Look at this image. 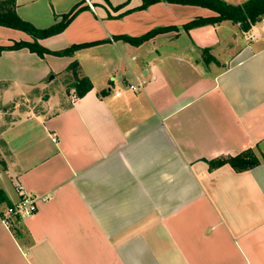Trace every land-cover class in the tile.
Returning a JSON list of instances; mask_svg holds the SVG:
<instances>
[{"label": "crops", "instance_id": "crops-1", "mask_svg": "<svg viewBox=\"0 0 264 264\" xmlns=\"http://www.w3.org/2000/svg\"><path fill=\"white\" fill-rule=\"evenodd\" d=\"M81 1L15 0V11L45 29ZM84 1L60 34L38 43L51 52L90 46L63 57L0 53V82L66 76L76 61L92 83L38 114L0 109V189L11 204L37 201L33 215L0 222V264H264V162L210 168L264 153V19L247 33L230 21L183 31L215 14ZM166 28L178 32L139 46L123 39ZM20 41L32 39L0 27V46ZM203 49L217 63L204 65Z\"/></svg>", "mask_w": 264, "mask_h": 264}, {"label": "trees", "instance_id": "trees-1", "mask_svg": "<svg viewBox=\"0 0 264 264\" xmlns=\"http://www.w3.org/2000/svg\"><path fill=\"white\" fill-rule=\"evenodd\" d=\"M104 1L107 3V0ZM128 1L129 0H127L124 5H126ZM158 2L198 6L206 8L215 14V16L211 18H198L186 23L182 27L183 31H188L192 28L205 24H216L222 21H230L233 24L238 25L240 32L247 33L255 24L264 19V0H248L241 5L228 4L222 0H141V5L137 8V10H143ZM87 8L88 7L85 5V1L83 0L74 5L66 14L61 15L58 22L55 24L45 29H37L30 23L23 21L18 17L15 11V0H0V27L24 32L32 39L31 42H12V44L8 46H0V53L3 51L28 49L31 53H34L39 57H43L46 54L56 57L72 56L75 51L88 47L91 44L73 45L64 50L51 52L43 48L38 41L60 34L81 11ZM172 31L178 32L176 28L156 29L138 38L123 39L134 46H139L156 35ZM208 51V49L202 50L203 53H208ZM66 76L70 78V81L66 80V90L68 93L72 91L75 98L83 97L92 89L90 79L82 76L80 67L76 61L72 62L67 67ZM261 162H264V153L258 157L253 150H247L234 157L212 161L210 162V168L214 169L224 164H228L235 172L239 173L251 170L258 166ZM0 205H4L5 207L12 206L1 189ZM17 220L19 219L16 218V221Z\"/></svg>", "mask_w": 264, "mask_h": 264}, {"label": "rangeland", "instance_id": "rangeland-1", "mask_svg": "<svg viewBox=\"0 0 264 264\" xmlns=\"http://www.w3.org/2000/svg\"><path fill=\"white\" fill-rule=\"evenodd\" d=\"M264 30V28H262ZM201 60L204 65L217 63L208 53H201ZM49 75L43 78H33L27 83L0 82V109L4 116L11 117L10 113L17 109L20 114H38L45 109L55 105L58 100L65 97L67 76ZM68 78V79H67ZM4 169V164L0 161V171ZM14 200V192L12 194ZM6 207L0 205V217L3 216ZM12 220V219H11Z\"/></svg>", "mask_w": 264, "mask_h": 264}, {"label": "built area", "instance_id": "built-area-1", "mask_svg": "<svg viewBox=\"0 0 264 264\" xmlns=\"http://www.w3.org/2000/svg\"><path fill=\"white\" fill-rule=\"evenodd\" d=\"M132 91H137V87L129 86ZM75 99V96L72 97ZM36 198L30 195L22 196L15 204L11 207H7L3 216L0 217V222L5 225H10L11 219H23L33 215L37 210Z\"/></svg>", "mask_w": 264, "mask_h": 264}]
</instances>
